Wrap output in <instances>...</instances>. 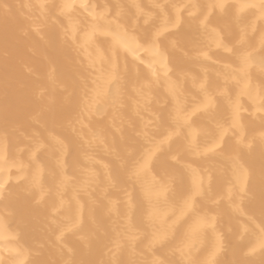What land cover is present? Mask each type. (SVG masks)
<instances>
[{"label":"bare ground","instance_id":"1","mask_svg":"<svg viewBox=\"0 0 264 264\" xmlns=\"http://www.w3.org/2000/svg\"><path fill=\"white\" fill-rule=\"evenodd\" d=\"M0 264H264V0H0Z\"/></svg>","mask_w":264,"mask_h":264},{"label":"snow or ice","instance_id":"2","mask_svg":"<svg viewBox=\"0 0 264 264\" xmlns=\"http://www.w3.org/2000/svg\"><path fill=\"white\" fill-rule=\"evenodd\" d=\"M161 67H164V65L162 64ZM147 167V160H145V162L143 164L140 165V168L143 169ZM187 206L191 207L192 206V197H189L188 201H187ZM213 256L215 255V253L212 254ZM211 260V257L209 258Z\"/></svg>","mask_w":264,"mask_h":264}]
</instances>
